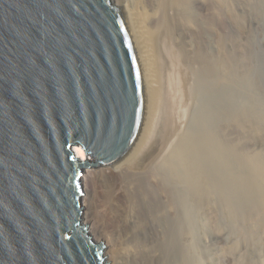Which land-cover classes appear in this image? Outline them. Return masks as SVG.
I'll use <instances>...</instances> for the list:
<instances>
[{
	"label": "water",
	"instance_id": "water-1",
	"mask_svg": "<svg viewBox=\"0 0 264 264\" xmlns=\"http://www.w3.org/2000/svg\"><path fill=\"white\" fill-rule=\"evenodd\" d=\"M148 121L117 0H0V264H109L84 223L89 172L130 159Z\"/></svg>",
	"mask_w": 264,
	"mask_h": 264
},
{
	"label": "bare ground",
	"instance_id": "bare-ground-1",
	"mask_svg": "<svg viewBox=\"0 0 264 264\" xmlns=\"http://www.w3.org/2000/svg\"><path fill=\"white\" fill-rule=\"evenodd\" d=\"M117 3L130 16L142 47L149 121L144 138L130 159L90 170L87 204L90 214L84 223L99 241L109 245V264H192L198 220L195 210L198 208L208 216L212 215L214 202H227L230 176L226 174V158L228 151L237 147L227 146L226 133L231 127L242 132L237 118L225 121L228 119L221 98L215 99L213 94L215 91L220 96L226 82L223 29L226 13L231 14L228 12L236 1L117 0ZM236 17L233 15L231 19ZM207 32L213 33L214 41ZM194 89L205 93L204 109L195 112L202 124L197 131L188 127L179 138L175 129H179L183 118L180 109L187 105ZM158 127L165 132L170 129L173 134L158 135ZM246 130L254 136L258 133L254 125ZM75 150L82 159L86 158L81 147ZM239 152L236 154L240 155ZM253 213L259 216L257 210Z\"/></svg>",
	"mask_w": 264,
	"mask_h": 264
},
{
	"label": "rangeland",
	"instance_id": "rangeland-1",
	"mask_svg": "<svg viewBox=\"0 0 264 264\" xmlns=\"http://www.w3.org/2000/svg\"><path fill=\"white\" fill-rule=\"evenodd\" d=\"M235 1L236 7L234 5L233 10L228 13L233 12L235 17L239 16L231 19L233 15L226 13L223 29L227 57L223 66V77L226 82L222 94L218 96L214 91L213 96L215 99L216 96L221 98L226 110L224 114L228 119L225 121L237 118L240 120L242 132L230 126L226 133L227 146L232 149L237 147L234 151H228L226 158V174L230 176L227 177V202H214L210 212L212 215L208 214L209 217L201 214L198 208L195 210V218L198 220L195 222L196 231L193 235L192 264H264V0ZM239 22L241 26L236 25ZM207 34L212 41L213 33ZM210 47L215 51L213 42ZM204 99V91L193 90L191 99L186 100L187 105L180 109L183 122L181 121L179 129L176 127L175 136L180 138L188 127L194 131L201 127L202 122L196 117V113L204 109ZM253 125L258 130V133L255 132L257 137L246 130ZM164 133L173 134L170 129L167 132L164 129L156 132L158 135ZM237 150L243 152V155L240 152L237 155ZM101 167L103 166L94 168L98 170ZM255 210L259 216H254ZM251 218L254 220H250Z\"/></svg>",
	"mask_w": 264,
	"mask_h": 264
}]
</instances>
